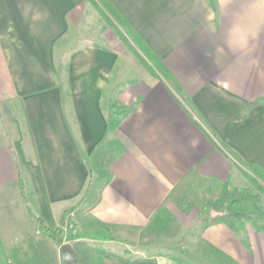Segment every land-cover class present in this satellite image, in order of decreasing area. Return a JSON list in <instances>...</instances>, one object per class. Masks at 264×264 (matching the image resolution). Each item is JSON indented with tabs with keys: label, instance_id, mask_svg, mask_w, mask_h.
I'll return each instance as SVG.
<instances>
[{
	"label": "crops",
	"instance_id": "1",
	"mask_svg": "<svg viewBox=\"0 0 264 264\" xmlns=\"http://www.w3.org/2000/svg\"><path fill=\"white\" fill-rule=\"evenodd\" d=\"M86 1L0 0V103L6 104L0 114L16 124L17 135L0 138L6 245L21 241L11 232L39 236L20 197L18 169L28 205L47 224L83 197L70 216L85 206L81 216L118 229L147 227L160 208L190 226L205 210L185 209L180 195H204L225 182L249 188L242 169L254 164L264 171V102L242 116L248 102L264 97V0H110L168 70L167 79L148 74L130 81L114 77V43L68 40L84 21ZM108 91L134 108L113 132L103 107ZM104 147L111 151L107 169L99 166ZM13 190L20 204L7 199ZM67 227L64 243L88 239H68ZM201 236L238 264H264V230L247 224L236 233L217 223ZM123 247L124 253L104 248L102 264H179L171 251ZM28 253L18 264H49L44 252ZM53 255L61 264L60 247Z\"/></svg>",
	"mask_w": 264,
	"mask_h": 264
},
{
	"label": "trees",
	"instance_id": "2",
	"mask_svg": "<svg viewBox=\"0 0 264 264\" xmlns=\"http://www.w3.org/2000/svg\"><path fill=\"white\" fill-rule=\"evenodd\" d=\"M92 2L99 12H102L111 21H114L115 24L120 25L121 29L124 30L123 34L126 38L131 39L138 46L139 51L144 54L145 58L156 68L154 72H159L166 79L169 78L168 70L163 61L151 50L144 39L136 32L110 0H92ZM58 69L59 71H65V65L59 63ZM261 102H264V97H258L248 102L242 112V116H246L254 106ZM103 103L104 109L108 111L109 132H113L121 119L134 110L133 107L119 105L112 98L108 99V101L104 99ZM104 150L105 152L102 155V160L99 165L101 169H107L111 158L110 149L104 147ZM242 173L248 181L260 190L264 198V171L254 164H247L242 169ZM17 182L22 200L26 206L27 215L33 221L35 228L39 232V236L36 239L31 231L27 230L21 236L20 242H15L10 245L0 242V247L5 251L3 254L5 259L0 261V264H10L11 262L18 264L19 261L23 263L24 259L30 258L28 249L38 250L40 253L44 252L46 255L45 260L49 261V264H56L54 255L49 258L50 250L53 249L56 251L64 243L67 213L76 205L66 209L58 223L49 225L40 216L35 215L28 205L25 196L24 178L19 169ZM90 184L91 177L86 183L85 193L89 189ZM181 200H185L184 202L187 206L185 209H190L195 204L200 209H204L205 212H200L196 217V221L199 224V232L191 231V235H197L198 239L197 245L193 246L192 243H189L194 249L186 247L184 244L187 239L183 238L178 251L170 252L172 254L171 258L179 264H238L229 254L201 236L202 231L213 224L222 223L236 233L245 230L247 224H250L257 231L264 230V205L260 204L254 198L251 188L230 189L228 183L225 182L222 185L219 184L217 190L214 188L207 189L203 198H197V194L190 191L186 195H180L179 202H182ZM164 212V209L160 208L152 216L151 225L153 228L160 230L161 228L169 226L170 223L177 221L174 216L165 215ZM69 243L76 252V261L74 264H102V257L106 251L100 244L90 243L86 239L72 240ZM244 243L247 244L246 242ZM31 259L33 260V256Z\"/></svg>",
	"mask_w": 264,
	"mask_h": 264
},
{
	"label": "rangeland",
	"instance_id": "3",
	"mask_svg": "<svg viewBox=\"0 0 264 264\" xmlns=\"http://www.w3.org/2000/svg\"><path fill=\"white\" fill-rule=\"evenodd\" d=\"M86 4L88 10L86 11L85 9L84 11L85 12L84 21L82 24L79 25L77 29H74L72 33L68 35L69 37L68 40L70 42L72 41L77 43L106 42V44L114 43L112 46H115V48L119 52L118 63L114 71V77H117L118 79L127 78V81H130V79L134 77H141V76L145 77L148 74H153L154 76H162L161 74H159V72L156 71L154 72V69L156 68L152 65V63L148 59L145 58L144 54H142L141 51H139L138 46H136L134 42L128 37L126 38V36L123 34L124 30L121 29L120 25L115 24L114 21H111V19L106 17L102 12H99L97 10V7L93 4L92 0H87ZM88 11H89V15H87ZM110 86L111 85H109L108 89L110 88L112 89V87ZM111 94L112 93L108 91V93L106 94V96L108 97L107 99H110V97H112ZM4 107H6V104L0 103V113ZM18 116L19 115H15L16 118H18ZM15 125L5 113L3 115L0 114V138L3 139L9 136L11 141L16 139L17 135H16ZM20 128L22 129V125L20 126ZM17 148L18 147L15 148L14 152L17 158L19 159L18 161L21 169L24 170L26 169V166ZM24 151L27 155L26 139L24 141ZM247 186L253 189L258 199L263 198L259 193L260 190L248 180H247ZM193 192L197 194V198H203V195L198 191L195 190ZM9 194L10 196L7 199H10L9 201H11V203L13 201L15 202V204L16 203L20 204L19 198L20 197L22 198L21 194L19 198L17 195L18 192L16 194L15 190H13ZM25 196H26V192H25ZM83 199L84 198L82 197V199L79 202L81 203ZM15 204L13 205L14 208H15ZM78 205L72 208L67 213L66 227L68 225L67 227L69 229L68 231L69 236H67L68 239L71 238V236L88 238L86 240L88 241L93 240L94 242L93 244L97 243L100 244L103 248H106L107 250L117 251L121 253H124L123 252L124 245H127V247H129L132 250L136 248L145 247L146 250L151 252H158V251L177 252L181 245V240L183 238L187 239L188 241V242L185 241L184 245H186V247L194 249V247H192L191 244L189 243H192L193 246L197 245V241H198L197 235L195 236L191 235V231L199 232V224L197 223L196 219H194L193 222L190 224V226L187 227L182 223L181 220H177L175 223H170L169 226H167L166 228H161L160 230L153 228L151 224L144 228L122 227L121 229H118L117 227H107V226L105 228V225L103 228L102 224L96 223L97 220H95L92 216L91 217L81 216L82 209H84L83 207L85 206L76 210V212L72 216H70L73 213V211L76 209V207H78ZM24 207L26 210L25 205ZM200 212H202V210L197 211V214H199ZM15 213L16 212H14V214ZM23 228L25 229V226L21 227V229ZM11 234H13L14 237H17V239L21 238L20 234L13 232H11ZM106 238L109 241H111L112 239L116 241H118V239H124L125 241H123V244L121 243L123 246L120 244L119 245L113 244V242L110 244L101 243V241H104V239ZM4 253L5 251L2 250V248L0 247V261H3L5 259L3 255Z\"/></svg>",
	"mask_w": 264,
	"mask_h": 264
},
{
	"label": "water",
	"instance_id": "4",
	"mask_svg": "<svg viewBox=\"0 0 264 264\" xmlns=\"http://www.w3.org/2000/svg\"><path fill=\"white\" fill-rule=\"evenodd\" d=\"M61 264H74L76 252L70 243H63L60 246Z\"/></svg>",
	"mask_w": 264,
	"mask_h": 264
}]
</instances>
